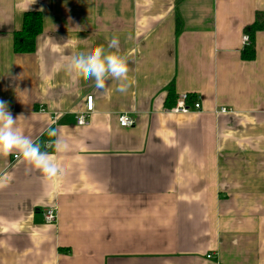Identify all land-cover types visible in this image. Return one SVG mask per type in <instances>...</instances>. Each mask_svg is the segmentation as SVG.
<instances>
[{
  "label": "crops",
  "instance_id": "1",
  "mask_svg": "<svg viewBox=\"0 0 264 264\" xmlns=\"http://www.w3.org/2000/svg\"><path fill=\"white\" fill-rule=\"evenodd\" d=\"M26 11L42 31L15 52ZM112 33L125 93L65 71ZM170 94L200 110L171 112ZM0 100L62 162L44 182L22 156H0V264H264V0H0ZM49 128L65 151L45 149Z\"/></svg>",
  "mask_w": 264,
  "mask_h": 264
},
{
  "label": "clouds",
  "instance_id": "2",
  "mask_svg": "<svg viewBox=\"0 0 264 264\" xmlns=\"http://www.w3.org/2000/svg\"><path fill=\"white\" fill-rule=\"evenodd\" d=\"M108 39V47L104 45H87L84 50L72 55L65 71L74 80L83 77L94 79L95 86L99 90L106 87V79H112L117 86L115 91L127 92L129 88L127 59L113 49L119 47V35L112 33ZM20 117L13 118L8 110L7 101L0 100V156L18 154L29 166V171L35 169L41 174L44 182L58 178L62 175V162L59 158L51 156L46 150H42L41 143L24 135L15 125ZM47 135L56 137L54 141L46 143L45 149L54 147L57 152L66 150L62 137L54 128H49Z\"/></svg>",
  "mask_w": 264,
  "mask_h": 264
},
{
  "label": "trees",
  "instance_id": "3",
  "mask_svg": "<svg viewBox=\"0 0 264 264\" xmlns=\"http://www.w3.org/2000/svg\"><path fill=\"white\" fill-rule=\"evenodd\" d=\"M263 23L259 20L254 22L252 25L245 27V32L249 35L250 41L245 46L243 51V58H251L254 53V32L261 29ZM42 31V16L39 11H26L23 14L22 27L20 31H16L13 35V49L15 52H31L34 50L36 36ZM169 104L172 106V101L175 99V95L168 97ZM176 100V99H175ZM196 100L195 95H188V102L192 104ZM175 104V103H174ZM42 139L53 141V136L45 133L42 135ZM50 147L49 149H51Z\"/></svg>",
  "mask_w": 264,
  "mask_h": 264
},
{
  "label": "built area",
  "instance_id": "4",
  "mask_svg": "<svg viewBox=\"0 0 264 264\" xmlns=\"http://www.w3.org/2000/svg\"><path fill=\"white\" fill-rule=\"evenodd\" d=\"M243 42L249 41V36L244 34L242 37ZM200 101L196 99L192 104L188 102V95L183 94L177 97L175 104L170 108L171 112L174 113H188L193 110H200ZM94 111V100L91 95H88L85 99V109L83 111L77 112L75 115V120L77 125H87L89 122L90 115ZM228 109L222 107L219 112H227ZM118 123L122 127H129L134 124V118L126 113H122L117 117ZM56 120L53 121L55 123ZM44 220L47 223H52L56 218V211L53 207L44 210L43 212ZM210 257V256H208Z\"/></svg>",
  "mask_w": 264,
  "mask_h": 264
}]
</instances>
